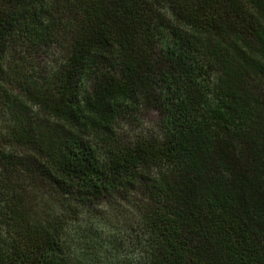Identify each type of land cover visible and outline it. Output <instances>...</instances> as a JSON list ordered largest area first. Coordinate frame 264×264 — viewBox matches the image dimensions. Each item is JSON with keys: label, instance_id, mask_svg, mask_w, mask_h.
Returning <instances> with one entry per match:
<instances>
[{"label": "trees", "instance_id": "trees-1", "mask_svg": "<svg viewBox=\"0 0 264 264\" xmlns=\"http://www.w3.org/2000/svg\"><path fill=\"white\" fill-rule=\"evenodd\" d=\"M130 196L145 264H264V0H0V264H116Z\"/></svg>", "mask_w": 264, "mask_h": 264}, {"label": "rangeland", "instance_id": "rangeland-1", "mask_svg": "<svg viewBox=\"0 0 264 264\" xmlns=\"http://www.w3.org/2000/svg\"><path fill=\"white\" fill-rule=\"evenodd\" d=\"M62 59V54L47 53L41 59L42 70L52 73ZM159 113L156 111L141 112L132 121L122 122L117 129L123 142H129L139 135H155L158 131ZM139 199L135 196L122 197L115 203L104 205L93 212L106 215L107 223L114 229L116 239L114 247L108 245L107 258L116 264H145L141 245L138 243ZM133 230V231H132ZM132 231V232H130Z\"/></svg>", "mask_w": 264, "mask_h": 264}]
</instances>
